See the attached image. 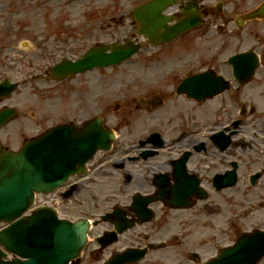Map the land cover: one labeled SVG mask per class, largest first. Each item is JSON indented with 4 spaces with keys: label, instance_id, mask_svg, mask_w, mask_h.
Segmentation results:
<instances>
[{
    "label": "flooded vegetation",
    "instance_id": "flooded-vegetation-1",
    "mask_svg": "<svg viewBox=\"0 0 264 264\" xmlns=\"http://www.w3.org/2000/svg\"><path fill=\"white\" fill-rule=\"evenodd\" d=\"M195 1L183 0L171 11L180 14L183 6ZM210 1H199L204 13L202 25L184 35L181 47L185 55L172 57L170 66L174 71L164 74L165 82L156 78L152 90L141 89L128 95L120 73H103L83 80L93 70L72 79L53 81L43 77L46 67L31 75L33 80L45 84L44 91L49 85L44 92L47 97L53 94L61 101L72 97L74 108L64 106L60 110L62 116L71 115L72 120H79L82 103L90 101L88 115L100 113L116 132L112 148L98 152L91 161L92 178L73 179L70 190L74 199L58 200V205L69 212L80 206L78 195L82 191L103 187L125 197L112 201L105 213L119 207L125 216L121 224L132 226L108 239L99 238L101 233L92 231L82 257L74 264H105L113 255L129 248L144 255L123 264H199L213 257L214 254L203 258L202 252L211 244L221 246L218 238L182 241L184 233L173 229L174 210L169 201L177 202L175 193L193 205L181 210L199 207L207 217L208 210L222 203L218 197L231 191L237 217L253 218L259 224L244 231L264 229V25L256 24V20L264 19H246L247 9L239 3H235L234 9L218 11ZM221 2L224 6V0ZM248 49L258 55L255 69L250 71L255 60L248 57L242 71L235 74L231 57ZM61 52L76 56L78 50L65 45ZM177 68L184 70V75L175 71ZM199 73L204 76L190 82L188 90L197 88L207 96L197 99L187 92H177L184 76ZM117 82L114 92L120 101L113 106L111 92ZM135 86L140 87L141 83L137 81ZM14 95L0 100V108L10 103ZM153 131L161 133L163 140L151 137ZM139 191L162 192V198L150 204L154 216L148 222L138 223L137 212L129 207L133 194ZM62 192L58 193L60 197ZM70 201L71 205L64 204ZM103 223L105 231L112 230L117 218L113 216ZM240 232V227L234 225L231 237L236 238ZM178 242L182 247L173 251L171 248ZM260 264H264V259Z\"/></svg>",
    "mask_w": 264,
    "mask_h": 264
},
{
    "label": "rangeland",
    "instance_id": "rangeland-1",
    "mask_svg": "<svg viewBox=\"0 0 264 264\" xmlns=\"http://www.w3.org/2000/svg\"><path fill=\"white\" fill-rule=\"evenodd\" d=\"M137 1L139 2V0H0V78L10 74L11 79H19L28 73H39L46 65L56 62L61 54V51H59L60 53H57L54 57L47 58L44 51L50 50L52 47L62 48L66 39L70 42V45H79L82 51L87 49L97 39L122 40L134 29L130 24L131 18L129 16L124 22L117 16H107L105 18L103 15H106L107 12L92 18L89 11L92 9L97 12L102 10L104 5L108 4L111 7L116 2V7L112 11L115 14L120 5L129 9ZM214 1L211 0L210 3ZM237 1H240L242 8H249L263 0ZM230 7H232V3ZM98 18H104L101 23L107 31H99L97 29L93 32L90 31L92 30L90 27L97 24ZM59 25H64V27H86L81 29V31L69 33L57 31L56 29L60 27ZM20 38L34 40L38 42L39 46L36 49L20 47L18 45ZM41 41H43L42 46ZM178 46L179 43L169 44L158 49L149 46L141 50L130 61L113 68L90 72L83 80H91L103 73H120L129 89L127 91L128 95H132L133 91L141 89L152 90L156 78H159L161 82L166 81L163 76L168 71L164 67L158 68L156 64L144 66L141 64V60H145L143 57L159 56L162 57L167 66H170L174 61L172 57L185 54L184 49L182 47L179 49ZM137 81L139 84L141 83L140 87L135 86ZM21 87L19 94L16 93L12 99V102H17L16 104L21 108V114L13 124L5 127L1 134L5 142L17 147L20 146L24 137L37 133L47 125L62 118L71 117L61 115L60 110L64 107L60 104L61 100L53 94H51L53 96L47 97L48 93H44L49 89V85L47 90L44 91L46 89L44 83L28 80ZM116 88L113 87L111 92V104L113 103V106L120 101L115 96L114 90ZM69 99L73 100L72 97H69ZM66 107L70 110L73 109L74 101ZM90 107V101L82 103L80 111H84V113L79 118L88 116ZM86 194H88V191ZM231 195V191L223 192L218 197V199L222 200V203L220 206L208 210L207 217L202 214L199 207L189 211L176 212L171 220L173 229L184 233L182 241L199 237L204 239L206 237L207 241H210L211 238H218L217 241L222 243L221 246L229 243L232 240L231 235L235 222L241 228H249L255 224L253 223L254 221L249 219L241 217L240 220H237L233 217L236 214H232L234 209ZM106 203L104 199L90 200L89 208H86V206L79 207L76 212L69 213V215L74 216L82 212L88 214L94 211L100 212ZM235 212L238 213L237 208ZM183 225L185 228H183ZM166 232H168V229H166ZM221 246L209 245L207 250L202 252L203 258L214 254ZM181 247L182 244L178 242L171 249L178 252Z\"/></svg>",
    "mask_w": 264,
    "mask_h": 264
},
{
    "label": "water",
    "instance_id": "water-1",
    "mask_svg": "<svg viewBox=\"0 0 264 264\" xmlns=\"http://www.w3.org/2000/svg\"><path fill=\"white\" fill-rule=\"evenodd\" d=\"M157 2L154 0L142 6L144 12L140 32L154 43L171 41L184 31L186 24L180 22L169 26L167 20L171 17L161 12L163 5ZM136 14L137 10L134 11L135 17ZM110 47L111 52H107ZM139 47L129 40L111 46L99 44L67 66L78 71L117 63L131 57ZM64 63L58 64L51 72L58 73ZM4 114L0 113V120L10 117L11 110L8 115ZM99 125L98 122L92 123L82 135H77L69 127H55L43 136L28 140L19 151H6L0 145V220L11 221L18 217L33 200L34 191L48 192L64 181L77 162L82 160L84 150L91 153L93 149L106 145L108 141L98 129ZM89 225L87 220H59L44 212L23 217L0 231V243L21 258L5 261L1 256L6 254L0 250V264H68L85 244ZM263 254L264 232H255L242 236L223 255L206 264H254ZM240 259L250 261L238 263Z\"/></svg>",
    "mask_w": 264,
    "mask_h": 264
}]
</instances>
